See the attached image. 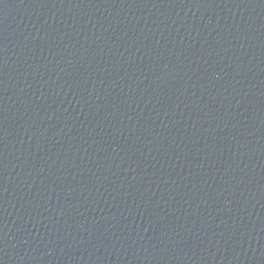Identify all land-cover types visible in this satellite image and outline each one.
<instances>
[{"label":"water","instance_id":"95a60500","mask_svg":"<svg viewBox=\"0 0 264 264\" xmlns=\"http://www.w3.org/2000/svg\"><path fill=\"white\" fill-rule=\"evenodd\" d=\"M0 264H264V0H0Z\"/></svg>","mask_w":264,"mask_h":264}]
</instances>
